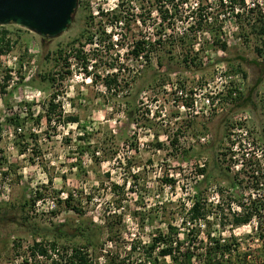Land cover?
Wrapping results in <instances>:
<instances>
[{
  "label": "rangeland",
  "instance_id": "1",
  "mask_svg": "<svg viewBox=\"0 0 264 264\" xmlns=\"http://www.w3.org/2000/svg\"><path fill=\"white\" fill-rule=\"evenodd\" d=\"M114 14L122 24L113 25ZM262 23L264 0L242 13L216 0H78L58 37L0 26L12 44L0 54V264H54L41 256L25 263L27 247L61 228L64 256L98 236L95 223L105 225L99 261L107 253L119 262L169 223L185 238L181 220L197 197L209 220L201 230L234 239L240 257L264 259L258 219L232 223L248 197L264 201ZM74 38L86 71L64 59ZM138 40L141 58L131 53ZM48 100L59 105L50 125ZM15 113L26 117L19 131L6 122ZM67 193L78 211L63 203Z\"/></svg>",
  "mask_w": 264,
  "mask_h": 264
},
{
  "label": "trees",
  "instance_id": "2",
  "mask_svg": "<svg viewBox=\"0 0 264 264\" xmlns=\"http://www.w3.org/2000/svg\"><path fill=\"white\" fill-rule=\"evenodd\" d=\"M114 18L115 23L113 25H120L122 21L119 19V16L114 14ZM124 26L127 28L129 22L126 21ZM258 33L264 34V23L261 24ZM7 34L8 30H0V54H5L12 49V44L10 39L7 38ZM110 34L111 31L108 33V36H110ZM81 36H83V34H81ZM79 40V38H74L68 42L67 48H69L64 59L67 60L69 57H72L77 62L81 61L83 70L86 71L87 63L89 62L86 54L80 48L74 51L73 47ZM86 40L88 41L87 43H92L91 37H87ZM221 48H225L224 43L221 44ZM143 49V42L138 40L134 43L131 53L137 55L141 53ZM63 50L64 49L57 50L59 56H61ZM65 63L67 64V61ZM8 77L7 75L6 79ZM41 77L42 79L46 78L49 82L54 81V77H47V75ZM259 81L260 79H258L256 83H259ZM229 94H231V91ZM27 105L30 107V104ZM58 106L59 105L54 103L53 100H48L44 114L48 125L51 124V114L54 113V110L58 108ZM26 113L28 115L31 114L29 110H26ZM41 117L42 116L39 114L35 118L36 123ZM25 118V116L21 117L15 113L13 116L10 115L9 118H6V122L12 125L16 131V129L20 128V125L24 123ZM66 119L72 122L78 121V117L73 115H68ZM58 120H60V115ZM29 135L36 137V135L32 133H29ZM204 170V167H199L198 173L203 174ZM258 184L259 182L255 180L254 186ZM39 195L40 194H38V197ZM71 200L72 194L67 193L66 197L63 199V203L68 208L78 211L77 208L71 205ZM26 203L27 202H24V204ZM240 207V212L234 211L232 214L233 225L247 224L252 219H258L256 225L258 237L264 241V201L260 198V194L256 192L255 195L248 197L245 203L240 204ZM186 213L187 216L181 220V224L185 226L187 223L188 225L185 229L186 231L183 232L185 238H181L179 235V226L169 223L167 224L168 231H159L151 237L149 243L144 245L133 243L130 245V250L126 254V258H123L119 262L115 261L112 257L109 258L107 253L101 258L102 261H99L103 254L100 255L97 251L102 248V243L100 244L99 239L105 229V225L100 226L96 223L94 226L98 228V236H86L83 243L73 245L68 250L65 249L66 253L64 256H62V254L60 255L59 250H57V239L65 232L61 228H57L58 230L53 232L55 238L49 243L44 239L41 241L33 240L32 244L27 247L28 255L23 259L24 262L27 263L29 261L28 259L31 260L32 257L41 256L50 258L54 264H59V262L56 261V259H59L58 257L64 258V264H166L165 262L162 263L160 258H168L170 264H264V259L257 258V256L250 259L245 252L240 257L238 243L234 239L230 241L220 238L219 236L213 238L210 236L211 234L207 229L205 231L201 230L200 226L208 225L209 220L200 197L192 201ZM134 253L137 254L135 255ZM55 254L57 256L53 258ZM138 255H140V257ZM131 257L135 259H131Z\"/></svg>",
  "mask_w": 264,
  "mask_h": 264
},
{
  "label": "water",
  "instance_id": "3",
  "mask_svg": "<svg viewBox=\"0 0 264 264\" xmlns=\"http://www.w3.org/2000/svg\"><path fill=\"white\" fill-rule=\"evenodd\" d=\"M78 0H0V26L14 24L42 39L55 38L72 23Z\"/></svg>",
  "mask_w": 264,
  "mask_h": 264
},
{
  "label": "built area",
  "instance_id": "4",
  "mask_svg": "<svg viewBox=\"0 0 264 264\" xmlns=\"http://www.w3.org/2000/svg\"><path fill=\"white\" fill-rule=\"evenodd\" d=\"M217 3L222 6L223 8H227L230 11H235V13H242L243 11L246 12H250L253 11L255 9L261 8V4H262V0H216ZM121 23V22H120ZM133 48V47H132ZM144 51H142L141 53L135 55L137 58H141L143 56ZM223 64H221L219 66V68H217L218 70V80L220 83H226V77L223 74L224 73V68H223ZM179 95L182 94L181 91L177 92ZM188 109H190V106H188ZM20 128H17L16 131H19ZM203 140V138H202ZM237 146L234 145L232 148H236ZM242 165V164H240ZM200 166H203V164H201ZM237 169V166H235ZM0 196L4 197V192L2 190V188L0 187ZM66 197V196H64ZM39 201V200H38ZM37 201V203H38ZM53 205V202H51Z\"/></svg>",
  "mask_w": 264,
  "mask_h": 264
}]
</instances>
